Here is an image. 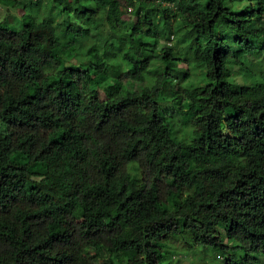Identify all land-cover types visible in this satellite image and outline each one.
<instances>
[{"label":"trees","instance_id":"16d2710c","mask_svg":"<svg viewBox=\"0 0 264 264\" xmlns=\"http://www.w3.org/2000/svg\"><path fill=\"white\" fill-rule=\"evenodd\" d=\"M53 1L78 27L27 11L18 26L0 22V264H162L179 237L222 264H262L264 79L235 85L229 66L264 48V0ZM180 29L206 69L190 91L171 75ZM152 38L165 42L156 60ZM167 85L172 107L159 111ZM172 111L187 141L171 137Z\"/></svg>","mask_w":264,"mask_h":264},{"label":"rangeland","instance_id":"374dc122","mask_svg":"<svg viewBox=\"0 0 264 264\" xmlns=\"http://www.w3.org/2000/svg\"><path fill=\"white\" fill-rule=\"evenodd\" d=\"M32 3L29 4L28 1L22 0L17 4L18 8L16 9L5 7L0 3V22L6 20L9 24L18 26V24H21L20 22L22 20V15L27 11L36 14L37 19H40L41 17L55 16L59 22L68 21L78 27V23L77 20H75L76 18H74V15L72 16V20L67 19L65 16H63L62 13H60L59 7L56 6V3L53 0H42L41 3H36L32 1ZM248 4L252 7L254 5V2H249ZM164 6H171V3H165ZM124 18L127 19V21H130V23H135V18H133V16L129 14L128 10L127 15H125ZM161 19L162 17L154 18V20L159 22ZM171 23L173 25H177V20L174 19ZM146 30L148 29L145 28L144 31ZM98 36V41L100 39L103 40L104 38H106V36H108L107 30L101 28L100 34H98ZM223 36L230 39L231 41L235 39V36L229 31H226ZM147 43L148 47L153 48V56L156 60L159 57L160 49L164 46L165 42H161L152 38L151 40H148ZM115 44L116 40L110 39L107 45L103 48L104 55L108 58V76L112 79L114 83H116L117 77L121 72V69L124 67L119 56L120 50L116 48ZM227 44L229 47L232 46L229 41H227ZM168 46L171 47L173 54L177 59L171 71V75L175 80L174 83L180 86L183 91H190L194 88L206 84V69L204 65H200L195 60V41L193 40V38L190 35H183V29H180L178 36L175 35L174 39L170 40ZM237 49L238 46H232V51H236ZM75 58L76 60H81L82 55L77 54ZM240 63L242 64V66H229V70L232 74L231 81L235 85L252 84L254 81L264 79V48L262 47V43L254 44L248 54L240 58ZM247 70L251 71L254 74L253 80L250 79L247 75ZM161 72V65L158 62L153 64L150 74L146 75L145 84L149 85L150 83H152L155 76L159 75ZM95 88L97 89L99 95L102 98L107 95L106 91L101 90L97 87ZM128 88L130 90H136L138 86L128 85ZM175 92L176 89L174 86L167 85L159 93V99L157 101L159 111L170 110V108L172 107L171 102L174 99ZM173 116L174 129L171 133V137L173 139H184L185 141H187L190 137L191 130L188 129V127H183L182 129L179 128V116L176 115L175 112H173ZM217 231L222 236H224V232L222 229H217ZM179 238H181L180 241L175 242L174 245L169 247V249L167 250L170 254L173 255V257L170 261L166 260L164 262V260H161L162 264H222V260L219 254L214 253L209 248H204L200 246L195 247L194 249L189 248L186 245L187 239L185 237L184 239H182V237ZM254 257L255 259H257V261L264 264V256L254 252Z\"/></svg>","mask_w":264,"mask_h":264}]
</instances>
